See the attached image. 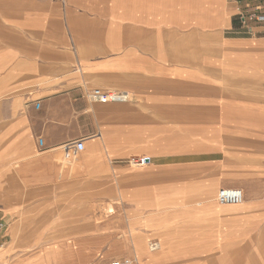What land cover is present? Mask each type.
Listing matches in <instances>:
<instances>
[{"label":"crops","instance_id":"obj_1","mask_svg":"<svg viewBox=\"0 0 264 264\" xmlns=\"http://www.w3.org/2000/svg\"><path fill=\"white\" fill-rule=\"evenodd\" d=\"M236 14L230 0H0V249L18 222L50 220L60 191H107L113 172L117 190L140 181L116 229L135 264H264V23ZM92 89L129 101L91 103Z\"/></svg>","mask_w":264,"mask_h":264},{"label":"rangeland","instance_id":"obj_2","mask_svg":"<svg viewBox=\"0 0 264 264\" xmlns=\"http://www.w3.org/2000/svg\"><path fill=\"white\" fill-rule=\"evenodd\" d=\"M62 150L66 157L61 161L73 160L64 148ZM133 158L142 157H130L124 166L132 170L145 169L132 166ZM116 180L115 173L109 172L108 181L113 188L107 191H60L59 204L50 220H28L13 227L11 239L0 249V264H110L115 260H130L135 264L130 239L119 237L116 229L131 208L126 199L142 197L138 194L140 190H131L132 186L137 188L140 181L126 177L117 190ZM145 248L147 251V245ZM54 250L55 262L49 263Z\"/></svg>","mask_w":264,"mask_h":264},{"label":"built area","instance_id":"obj_3","mask_svg":"<svg viewBox=\"0 0 264 264\" xmlns=\"http://www.w3.org/2000/svg\"><path fill=\"white\" fill-rule=\"evenodd\" d=\"M230 2L236 5L237 18L240 25L247 30L250 23H264V0H230ZM91 103L108 104V103H127L129 96L127 93H115L102 91L100 89H92L85 95ZM38 107V104L35 105ZM39 145H42V141H39ZM84 149L82 142L77 141L70 143L64 147L67 152L72 151L75 153L81 152ZM134 160L135 165L143 167L147 164L146 158L131 159L130 164ZM216 201L221 205H238L243 201V193L239 189H220L216 195ZM6 225L4 222H0V238H4ZM150 252L158 250L159 245L156 242H152L148 246ZM110 264H131L130 260H115Z\"/></svg>","mask_w":264,"mask_h":264}]
</instances>
